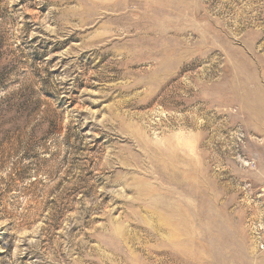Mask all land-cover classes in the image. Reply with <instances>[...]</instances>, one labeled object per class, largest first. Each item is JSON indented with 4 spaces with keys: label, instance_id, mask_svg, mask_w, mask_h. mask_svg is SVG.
Segmentation results:
<instances>
[{
    "label": "rangeland",
    "instance_id": "1",
    "mask_svg": "<svg viewBox=\"0 0 264 264\" xmlns=\"http://www.w3.org/2000/svg\"><path fill=\"white\" fill-rule=\"evenodd\" d=\"M0 264H264V0H0Z\"/></svg>",
    "mask_w": 264,
    "mask_h": 264
}]
</instances>
